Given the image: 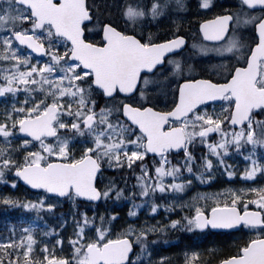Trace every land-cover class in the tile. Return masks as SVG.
Masks as SVG:
<instances>
[{"label":"rangeland","instance_id":"obj_1","mask_svg":"<svg viewBox=\"0 0 264 264\" xmlns=\"http://www.w3.org/2000/svg\"><path fill=\"white\" fill-rule=\"evenodd\" d=\"M116 1L95 0L92 4L90 0V4L100 12L118 9V16L122 9V18L129 24L173 27L179 23L173 14L159 12L163 10L153 0L135 1L136 7L130 5V0L125 8ZM143 3L149 5L146 11L141 9ZM17 32L37 39L47 50L45 56L38 59L18 47L13 41ZM70 53L65 41L54 39L50 29L37 32L27 11L16 8L10 0H0V264H48L55 260L86 264L83 249L87 245L101 246L122 238L130 239L137 249L131 264H217L226 253L236 249V241L245 244L251 238L264 236V232L241 234L223 239L222 245L219 239L195 235L194 226L198 213H208L221 205L242 208L252 196L264 197L261 120L233 132L224 128L225 115L221 110H204L184 123L189 144L193 146L200 144L193 142L199 137L201 126L207 123L218 126L216 140L201 143L206 148L204 178L190 174L187 152L182 160L186 173L181 168L175 169L164 157L145 167L143 141L117 121L116 116L112 118L120 108L111 114L108 109L97 108L95 101L91 102L97 98L96 90L91 86L90 76L68 60ZM48 105L59 110L54 125L58 138L33 146L19 137V124L41 114ZM90 117L96 120L86 129L85 121ZM234 151L238 154L231 158ZM90 155L111 170L125 165L130 171L134 166L142 172L139 176L142 178L136 189L129 186L126 197L124 188L119 190L101 179L104 201L97 216L105 202L110 205L113 213L109 226L95 232H86L84 228L70 230L69 241L67 233L49 229L47 218L49 210L63 206L65 201L23 192L11 174L25 164L75 163ZM135 190L136 205L132 208ZM65 200L68 206H73L76 199ZM117 200L122 203L116 204ZM156 201L168 211L153 209ZM252 204L264 212V200Z\"/></svg>","mask_w":264,"mask_h":264},{"label":"flooded vegetation","instance_id":"obj_2","mask_svg":"<svg viewBox=\"0 0 264 264\" xmlns=\"http://www.w3.org/2000/svg\"><path fill=\"white\" fill-rule=\"evenodd\" d=\"M10 1L16 8H23L17 5V0ZM118 1L121 8L130 2ZM135 1L145 0H132L130 5L136 7ZM153 1L159 10H163V0ZM171 1L175 3L172 16L179 22L173 27L129 24L122 18V9L119 10V16L118 9H103L100 12L99 8L92 10L90 0H86V8L90 10L92 18L91 23L84 27L85 40L89 43L105 48L107 41H103L104 28L108 27L114 32L113 36L119 37L111 38L115 39L116 44L127 46L128 54H145L148 62L153 64L159 53L147 49L173 40L184 42L179 51L163 58L160 66H151L148 72H142L134 90H116L111 94L96 90L97 98L91 102L95 101L97 108L108 109L111 114L120 108V112H116L112 118L116 116L117 121L126 126H129V121L125 119L124 111L148 109L158 114H167L177 104L180 93H217L212 85L228 87L226 93L244 92L246 85L254 90H264V27H261L264 22V0H168L166 12H159L170 15ZM91 2L93 4L95 0ZM145 7L148 6L143 3L141 9ZM215 20L219 22L212 24ZM226 21L228 26L224 27ZM255 50L260 52L257 62L253 58ZM126 70V79H132L133 68L127 65ZM187 82L196 85L191 90L182 89V85ZM234 106L231 96L227 95L219 103L202 106L197 113L221 110L226 119ZM90 118L95 122V118ZM87 120L85 128L89 129ZM200 128L202 134L206 127Z\"/></svg>","mask_w":264,"mask_h":264},{"label":"water","instance_id":"obj_3","mask_svg":"<svg viewBox=\"0 0 264 264\" xmlns=\"http://www.w3.org/2000/svg\"><path fill=\"white\" fill-rule=\"evenodd\" d=\"M17 3L31 11L32 17L36 19L38 30L49 24L56 38L66 39L72 48L69 60L78 62L84 72L92 74L94 89L106 94L114 93L116 90L121 92L125 89L134 90L139 75L142 72H148L149 68L157 62L150 64L145 54H128L127 46L116 44L115 39L110 38L113 36L108 27L104 28L103 41H107L105 48L86 44L83 41L82 27L90 22V18L85 10L84 0H18ZM14 40L34 56L44 57L45 51L33 38L18 34L14 36ZM159 49L162 57L177 50L171 42ZM153 50H157V47ZM146 51H151V49ZM127 65L133 68V78L129 80L126 79ZM184 96L182 93V97ZM187 99L188 97H184L176 110L167 115H159L148 109L124 111L125 119L147 138L146 149L150 155L161 154L162 148L167 150L169 146L167 137L169 136L173 139L174 152L184 150L185 140L180 129L165 135H162L161 132L168 119H181L190 114L192 109H190L191 105H188ZM243 106L247 107L248 111L234 114L232 124L235 127L246 123L251 107H264V96L255 99L250 105ZM57 114L58 109L49 105L43 115L23 121L19 127V135L35 143L44 138H55L56 133H54L52 125L56 121ZM177 114L179 116H176ZM152 121L157 122L156 126ZM92 123L89 121L87 126H91ZM99 172L100 168L97 162L91 157H87L76 165L52 163L46 168L38 165L24 167L20 171H15L13 176L19 179L23 187L32 192L45 193L49 197L57 199H64L72 193L82 202L97 204L100 201V193L95 189V182ZM195 223L199 229L209 228L216 232L237 231L244 224L252 227L262 226L259 213L240 214L235 208L214 209L208 217L198 214ZM84 252L87 255L86 264H128L133 254V248L129 240L122 239L107 243L101 248L90 245L85 248ZM48 264L67 263L52 261ZM221 264H264V240L251 243L243 251L241 257L229 259Z\"/></svg>","mask_w":264,"mask_h":264},{"label":"trees","instance_id":"obj_4","mask_svg":"<svg viewBox=\"0 0 264 264\" xmlns=\"http://www.w3.org/2000/svg\"><path fill=\"white\" fill-rule=\"evenodd\" d=\"M198 152L195 150H191L190 154L192 155L193 159V165H192V173L194 174H204L205 170L202 167L195 169L196 167V159H203V155L195 157V154ZM205 156V155H204ZM203 169V170H202ZM104 180L108 181H113L114 179V173L113 172H104L103 175ZM137 180V178H136ZM136 181L134 180V183ZM136 195L137 193L134 194L133 196V201L134 205L132 208H135L136 205ZM64 204L61 207L54 208L53 210H49V215L47 216L48 218V223H49V229L53 231L54 233H67L66 239L69 241L71 240V236L69 231L70 230H79L81 228H84L86 232H95L102 230L103 228L105 229L106 227L109 226L110 222V216L113 213L112 208H110V205L105 204L102 206V211L100 216H97V210L100 207V205H88L84 203H80L77 200H75V203L73 206H68V201L64 200ZM67 202V203H66ZM155 209L157 211H161L162 206H157L155 205ZM71 220L70 223L73 224V226L70 228L68 226V220ZM85 224V225H83ZM217 236V237H216ZM223 235H213L212 238L213 240H220V243L224 245L225 243L222 242L224 237L221 238ZM137 251V250H136ZM228 255H230L228 253ZM227 255V256H228Z\"/></svg>","mask_w":264,"mask_h":264},{"label":"bare ground","instance_id":"obj_5","mask_svg":"<svg viewBox=\"0 0 264 264\" xmlns=\"http://www.w3.org/2000/svg\"><path fill=\"white\" fill-rule=\"evenodd\" d=\"M117 4H121L118 0L116 1Z\"/></svg>","mask_w":264,"mask_h":264}]
</instances>
